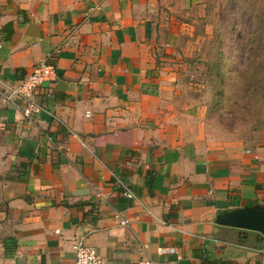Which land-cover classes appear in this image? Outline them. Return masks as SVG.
Instances as JSON below:
<instances>
[{
	"label": "crops",
	"instance_id": "crops-1",
	"mask_svg": "<svg viewBox=\"0 0 264 264\" xmlns=\"http://www.w3.org/2000/svg\"><path fill=\"white\" fill-rule=\"evenodd\" d=\"M205 6L0 0V80L43 59L57 70L30 119L0 96V264H73L79 238L102 264H264L261 236L216 224L264 207V123L239 132L192 88L190 30Z\"/></svg>",
	"mask_w": 264,
	"mask_h": 264
},
{
	"label": "rangeland",
	"instance_id": "rangeland-1",
	"mask_svg": "<svg viewBox=\"0 0 264 264\" xmlns=\"http://www.w3.org/2000/svg\"><path fill=\"white\" fill-rule=\"evenodd\" d=\"M207 1L190 30L187 78L244 132L264 123V0Z\"/></svg>",
	"mask_w": 264,
	"mask_h": 264
},
{
	"label": "built area",
	"instance_id": "built-area-1",
	"mask_svg": "<svg viewBox=\"0 0 264 264\" xmlns=\"http://www.w3.org/2000/svg\"><path fill=\"white\" fill-rule=\"evenodd\" d=\"M57 79V70L55 65L48 59L40 60L35 63L31 71L20 81L15 84H9L0 80V96L7 102L18 105L21 108L22 114L26 119H30L32 115H36L42 109L34 101L33 96L35 91L45 82H53ZM115 185L122 196L133 200L135 198L128 184L120 178L114 176ZM96 197L102 203L110 202L114 194L110 193L104 196L100 192H96ZM115 217L121 226H128L129 221L121 217L115 212ZM144 253H146V246L141 245ZM72 251L74 253L73 264H102L101 258L97 250L87 245L82 238L75 239L72 243ZM159 253L169 255L175 253L173 247H159ZM140 264H153L149 257Z\"/></svg>",
	"mask_w": 264,
	"mask_h": 264
},
{
	"label": "water",
	"instance_id": "water-1",
	"mask_svg": "<svg viewBox=\"0 0 264 264\" xmlns=\"http://www.w3.org/2000/svg\"><path fill=\"white\" fill-rule=\"evenodd\" d=\"M216 224L238 229L241 233H256L264 241V207H246L224 212L216 217Z\"/></svg>",
	"mask_w": 264,
	"mask_h": 264
}]
</instances>
